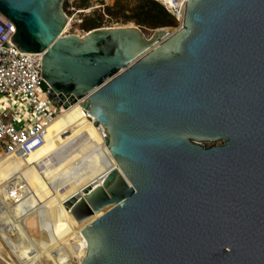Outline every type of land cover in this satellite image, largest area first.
Instances as JSON below:
<instances>
[{
  "label": "water",
  "instance_id": "water-1",
  "mask_svg": "<svg viewBox=\"0 0 264 264\" xmlns=\"http://www.w3.org/2000/svg\"><path fill=\"white\" fill-rule=\"evenodd\" d=\"M0 13L8 41L40 54L49 97H84L107 134L110 172L68 211L80 264H264V0H187L177 29L150 37L65 36L63 0Z\"/></svg>",
  "mask_w": 264,
  "mask_h": 264
},
{
  "label": "bare ground",
  "instance_id": "bare-ground-1",
  "mask_svg": "<svg viewBox=\"0 0 264 264\" xmlns=\"http://www.w3.org/2000/svg\"><path fill=\"white\" fill-rule=\"evenodd\" d=\"M165 2L174 4L173 0ZM180 21L182 22L181 19ZM68 24L69 21L66 20L62 30L65 36L69 35L66 34ZM34 54L40 58V54ZM83 99L84 97L79 103L75 101L70 104L57 116L47 131L45 143L36 151L27 154L34 156L33 164L35 163V169L41 177L42 197L39 215L46 226V231L41 234L40 246L46 252V260L53 264L81 263L86 243L81 232L73 228L68 211L74 201L85 195L84 191L88 185L93 189L111 170L100 156L102 149L107 147L105 143L107 134L102 124L95 123V119L88 115V110L82 106ZM62 149L70 154H62ZM17 153L21 155L20 152H15L0 158V162L10 163L11 156ZM58 167H61V170ZM77 167L79 174L72 172L77 170ZM24 244L25 242L21 245L23 248ZM32 253L30 258L35 262L38 260V254L34 248Z\"/></svg>",
  "mask_w": 264,
  "mask_h": 264
},
{
  "label": "rangeland",
  "instance_id": "rangeland-1",
  "mask_svg": "<svg viewBox=\"0 0 264 264\" xmlns=\"http://www.w3.org/2000/svg\"><path fill=\"white\" fill-rule=\"evenodd\" d=\"M138 3L139 0H63V11L69 21L66 34H83L87 31L82 24L95 20L101 27L133 25L150 37L157 28L128 18ZM175 21L176 24L166 27L177 29L181 21ZM61 152L70 154L65 149ZM13 156L10 163L0 162V264H43L46 252L40 241L46 226L39 215L41 177L33 164L34 156ZM78 168L72 172L79 174ZM33 248L38 254L35 262L30 258ZM49 264L53 263L49 261Z\"/></svg>",
  "mask_w": 264,
  "mask_h": 264
},
{
  "label": "built area",
  "instance_id": "built-area-1",
  "mask_svg": "<svg viewBox=\"0 0 264 264\" xmlns=\"http://www.w3.org/2000/svg\"><path fill=\"white\" fill-rule=\"evenodd\" d=\"M179 21L187 0H157ZM15 26L0 13V158L27 155L45 142L54 119L65 109L41 87L40 58L17 50L8 40ZM1 160V159H0Z\"/></svg>",
  "mask_w": 264,
  "mask_h": 264
},
{
  "label": "trees",
  "instance_id": "trees-1",
  "mask_svg": "<svg viewBox=\"0 0 264 264\" xmlns=\"http://www.w3.org/2000/svg\"><path fill=\"white\" fill-rule=\"evenodd\" d=\"M128 18L134 19L138 24L152 29L176 24L175 18L156 0H139L138 5L132 10ZM97 27H101V24L95 20L82 24V28L86 31ZM17 156L21 155L15 154L13 157L16 158ZM43 264H49V261L44 258Z\"/></svg>",
  "mask_w": 264,
  "mask_h": 264
}]
</instances>
